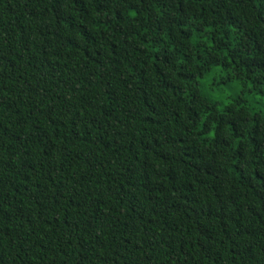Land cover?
Here are the masks:
<instances>
[{"label":"trees","instance_id":"obj_1","mask_svg":"<svg viewBox=\"0 0 264 264\" xmlns=\"http://www.w3.org/2000/svg\"><path fill=\"white\" fill-rule=\"evenodd\" d=\"M217 66L264 92V0H0V264H264V114Z\"/></svg>","mask_w":264,"mask_h":264},{"label":"rangeland","instance_id":"obj_2","mask_svg":"<svg viewBox=\"0 0 264 264\" xmlns=\"http://www.w3.org/2000/svg\"><path fill=\"white\" fill-rule=\"evenodd\" d=\"M226 73L220 66L214 67L204 78L200 79L205 94L222 108L231 99L244 97L249 106L264 114V92L245 88L238 80H226Z\"/></svg>","mask_w":264,"mask_h":264}]
</instances>
